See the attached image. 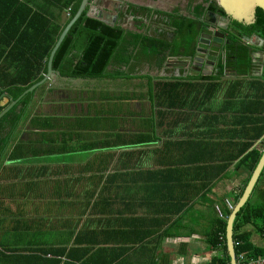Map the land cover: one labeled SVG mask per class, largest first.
<instances>
[{"label": "crops", "instance_id": "0c3cea01", "mask_svg": "<svg viewBox=\"0 0 264 264\" xmlns=\"http://www.w3.org/2000/svg\"><path fill=\"white\" fill-rule=\"evenodd\" d=\"M61 2L0 0V86L61 34L68 22ZM201 2L89 1L96 20L115 18L113 25L143 36L156 31L168 48L157 54L144 45L131 69L109 67L108 77L91 80L59 75L33 91L17 139L48 148L2 161L0 264H9L3 255L10 251L35 256L18 264H214L224 256L223 243L208 241L220 219L214 206L227 220L226 202L234 207L251 177L250 164L239 163L244 145L261 157L264 42L241 40L250 52L248 77L195 76L181 61L194 41L184 45L175 28L146 20L141 26L127 15L133 5L191 19ZM154 82L181 84L163 96L162 108L151 93ZM9 101L1 94L0 106ZM34 115L52 118L51 126L29 127ZM37 130L48 138L40 141ZM246 203L253 216L235 234L245 235L244 253L254 257L264 253V166Z\"/></svg>", "mask_w": 264, "mask_h": 264}, {"label": "trees", "instance_id": "16d2710c", "mask_svg": "<svg viewBox=\"0 0 264 264\" xmlns=\"http://www.w3.org/2000/svg\"><path fill=\"white\" fill-rule=\"evenodd\" d=\"M59 2V0H57ZM90 1V0H88ZM80 0H62L63 8L69 10L67 21L74 14ZM195 19L181 18L174 14H164L158 11H151L146 8H141L133 5H129L127 15L134 17L135 22L144 25L143 20L150 23L169 25L176 29V31L182 35L184 45L189 46L195 41L197 36V28L200 23L197 18L201 17L205 11H211L217 14L220 18L228 19L230 43L225 47V54L223 61H221L216 68V75H223L225 73L234 74L236 77H248L252 71L250 52L247 45L241 42L243 37H248L252 34H258L264 39V12L260 8L255 9V17L257 18L256 24L242 25L234 20L229 19L224 11L214 1L202 0V2L196 5L193 9ZM86 9L82 12L80 17L73 23L67 34L64 36L63 41L56 50L52 61V69L54 72L59 73L60 78L64 79H102L108 77L107 68L118 67L131 69L132 65L137 60V55L134 54L137 49L141 53L144 45H147V49H155L156 53L159 54L168 48V44L162 41L160 34L156 31L149 36L139 35L138 33H131L125 31L119 25L108 26L103 22L88 18L85 16ZM35 16V15H34ZM191 28L192 31L189 29ZM187 33V37L185 36ZM190 34V35H188ZM59 33L53 35L52 38L44 45L43 52L40 57L32 56L28 61V67L26 66L24 71H20L9 83L2 84L0 86V95L3 94L9 102L17 100L23 92L32 86L33 84L40 82L47 70V60L49 58L51 49L53 48ZM194 43V42H193ZM154 46V47H152ZM130 47L133 50H130ZM162 47V48H160ZM264 49V46H263ZM74 53L73 56H70ZM146 52V57H148ZM209 79L210 77H203V79ZM212 79V77L210 78ZM261 79L264 81V69ZM181 84L179 83H152L153 99L157 103V107L162 108V98H169L170 92L178 89ZM214 88L218 87V84H213ZM41 86L40 89L42 90ZM33 93H28L20 98L17 104L12 107L0 118V166L3 159L14 161L18 159V152H33L34 150L45 151L48 147L42 144H26L23 139H17L18 127L27 120L30 112L28 113L27 107L32 101ZM164 99V98H163ZM9 104V103H8ZM6 105L0 106V111L4 109ZM18 106L20 109L17 110ZM158 115L162 114L158 109L156 112ZM52 118L50 117H38L34 115L28 123L29 127L36 126V122H41L35 127V129L44 130L51 126ZM38 132V130H37ZM41 140H46L48 135L45 132H38ZM145 139H142L144 142ZM126 142L122 141L124 145ZM250 147V144H245L239 154L241 158L240 164L249 163V169L254 170L259 158L260 151L255 148L246 150ZM186 205H180L175 210V215L181 212ZM230 211H227L229 215ZM253 216L252 210H249L248 204L239 210L236 214V218L233 223V241L235 253L246 252L248 253L249 245L247 243L245 235L235 234V230L239 225L248 223ZM226 216L220 218L217 221L218 229L214 235H212L208 241L213 246H217L223 243L224 256L222 258H214V264H229V256L226 249L225 243V227H226ZM219 235H222L223 241H219ZM9 264H18L25 261H33L32 255L22 256L17 251H10L3 255ZM39 258V256H37ZM81 264L83 261L79 260ZM108 264V262L104 263Z\"/></svg>", "mask_w": 264, "mask_h": 264}, {"label": "water", "instance_id": "95a60500", "mask_svg": "<svg viewBox=\"0 0 264 264\" xmlns=\"http://www.w3.org/2000/svg\"><path fill=\"white\" fill-rule=\"evenodd\" d=\"M217 5L224 11L225 15L229 19L234 20L244 26L249 24H256L257 18L255 17V9L260 8L264 12V0H214ZM94 2L93 5H96ZM89 1L80 0L74 14L68 20L63 28V31L59 35L57 41L55 42L53 48L51 49L48 61L46 74L43 76L40 82H37L27 88L23 94L15 101H12L8 106L4 107L0 111V118L8 112L17 101L28 93H33L35 89L43 85L45 82L53 80L54 77H59V73H56L52 69V61L56 50L63 41L64 36L67 34L68 30L71 28L73 23L80 17L84 9H86L85 16L88 18H94L88 14ZM133 18V17H132ZM95 19V18H94ZM224 18H220L217 14L211 11H205L204 14L197 18L200 23L199 31L193 44V53L191 56L185 60H181L184 64L185 69H188L193 75L198 76L199 74L206 72L216 73V68L218 64L223 61L225 54V47L230 43L229 33L231 29L229 28V23L223 21ZM108 26H113V24H106ZM256 37L261 42L263 39L259 38L257 35H252L251 37H243L242 40L247 42L250 38ZM263 67L259 68V75H262ZM1 96V95H0ZM263 145V150L261 157L258 160L251 177L240 197L237 204L233 207L230 214L226 220L225 227V243L226 249L229 256V264L235 263V248L233 241V223L236 214L246 203L248 196L264 166V139L260 141Z\"/></svg>", "mask_w": 264, "mask_h": 264}, {"label": "built area", "instance_id": "2783aa9c", "mask_svg": "<svg viewBox=\"0 0 264 264\" xmlns=\"http://www.w3.org/2000/svg\"><path fill=\"white\" fill-rule=\"evenodd\" d=\"M66 15H69V10L67 9ZM226 206L228 207L229 211L233 209V206L226 202ZM214 212H216L217 216L219 218H224L222 212L217 206H214ZM235 263L236 264H264V253L254 256V257H248L245 255L244 252H237L235 253Z\"/></svg>", "mask_w": 264, "mask_h": 264}, {"label": "flooded vegetation", "instance_id": "af4514ba", "mask_svg": "<svg viewBox=\"0 0 264 264\" xmlns=\"http://www.w3.org/2000/svg\"><path fill=\"white\" fill-rule=\"evenodd\" d=\"M210 1H214V0H210ZM214 2H216V1H214ZM216 4H217V3H216ZM189 15H190V14H189ZM191 17H192V19H195V15L191 14ZM107 20H108V21H104V24H112L113 21H115V18L109 17ZM223 21L229 23L228 19H223ZM114 25H116V24H114ZM198 29H199V27L197 28V34H198V31H199ZM189 30L192 31L191 28H190ZM188 35H190V34H188Z\"/></svg>", "mask_w": 264, "mask_h": 264}, {"label": "rangeland", "instance_id": "374dc122", "mask_svg": "<svg viewBox=\"0 0 264 264\" xmlns=\"http://www.w3.org/2000/svg\"><path fill=\"white\" fill-rule=\"evenodd\" d=\"M189 1V0H188ZM9 247H12V246H9ZM12 248H14V247H12Z\"/></svg>", "mask_w": 264, "mask_h": 264}]
</instances>
